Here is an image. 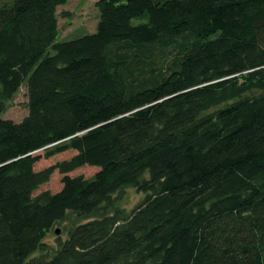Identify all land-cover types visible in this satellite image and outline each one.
<instances>
[{"label":"trees","instance_id":"1","mask_svg":"<svg viewBox=\"0 0 264 264\" xmlns=\"http://www.w3.org/2000/svg\"><path fill=\"white\" fill-rule=\"evenodd\" d=\"M68 1L0 0V264H264V0Z\"/></svg>","mask_w":264,"mask_h":264},{"label":"rangeland","instance_id":"2","mask_svg":"<svg viewBox=\"0 0 264 264\" xmlns=\"http://www.w3.org/2000/svg\"><path fill=\"white\" fill-rule=\"evenodd\" d=\"M4 1V0H3ZM97 0H69L66 4L61 5L58 8L59 28H60V39L63 37H70L72 35H79L83 32L96 31V24L99 18V11L95 5ZM147 22L146 16H140L133 18L132 23L137 25L140 23ZM73 37V36H72ZM27 93L26 88L23 86L15 95L11 105L8 107L6 112L2 115L3 118H9L14 121H21L27 114ZM43 153V151H40ZM76 154V151L69 150L50 158H42L36 165V170L44 169L52 164L59 161L68 159ZM98 167L95 166H83L78 168L69 174L71 176L83 175L86 178L91 177L98 171ZM62 188V174L55 171L50 181L42 185L37 193L49 190L51 192H57ZM124 205L127 207L134 206L138 201L143 198V194L137 192L134 188H127L123 193ZM55 235L49 234L47 242L53 243L55 241Z\"/></svg>","mask_w":264,"mask_h":264}]
</instances>
